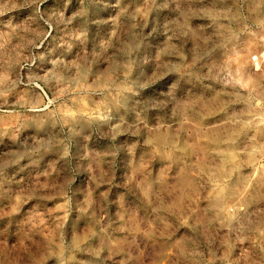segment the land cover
I'll return each instance as SVG.
<instances>
[{"label":"rangeland","instance_id":"374dc122","mask_svg":"<svg viewBox=\"0 0 264 264\" xmlns=\"http://www.w3.org/2000/svg\"><path fill=\"white\" fill-rule=\"evenodd\" d=\"M0 264H264V0H0Z\"/></svg>","mask_w":264,"mask_h":264}]
</instances>
